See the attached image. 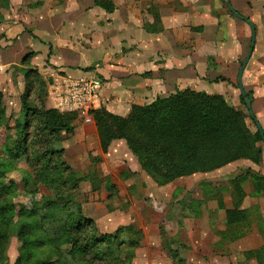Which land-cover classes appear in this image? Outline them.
Wrapping results in <instances>:
<instances>
[{"label":"crops","instance_id":"crops-1","mask_svg":"<svg viewBox=\"0 0 264 264\" xmlns=\"http://www.w3.org/2000/svg\"><path fill=\"white\" fill-rule=\"evenodd\" d=\"M96 2L108 3L110 10ZM233 10L247 20V10L239 14ZM255 27L253 51L240 83L246 96H252L251 110L264 132V35ZM251 38L244 21L219 8L216 11L213 1L44 0L42 7L21 13L18 22L0 24V92L4 99L6 93L10 95L15 75L28 68L50 82L59 76L95 74L102 88L93 110L103 108L119 117L126 116L132 106H146L157 98L185 90L219 95L227 102L234 100L237 92L241 97L237 77ZM217 78L226 82L215 83ZM212 86H222L223 91L210 93ZM77 126L68 141L71 151L69 146L66 151L68 158L77 163L76 173L87 174L90 157L125 163L126 175L133 177L125 192H142L145 197L146 190L135 178L147 176L125 142L113 141L103 154L94 123ZM205 223L207 234L209 225ZM217 229L222 231L224 227L220 223ZM179 231L181 228L175 233ZM200 235L192 234L197 239ZM211 236L210 245L219 249L220 238ZM149 241L143 234L141 245ZM213 255L210 252V260ZM180 257L184 259L183 254Z\"/></svg>","mask_w":264,"mask_h":264},{"label":"rangeland","instance_id":"rangeland-1","mask_svg":"<svg viewBox=\"0 0 264 264\" xmlns=\"http://www.w3.org/2000/svg\"><path fill=\"white\" fill-rule=\"evenodd\" d=\"M3 1V3L0 2V24L16 23L21 13L38 9L44 4V0ZM204 1H213L216 11L219 8L231 15L221 0ZM228 1L232 8L234 5L233 9L238 10V14L239 11L247 10L249 13L246 19L257 27L260 35H264V0ZM21 70L12 81L11 94L6 93L5 99L3 98L6 118L10 114H13L14 119L21 116V98L24 94L27 95L28 107L42 106L46 110H54L47 100V89L52 82H50L51 79L44 80L28 68ZM24 72L27 74L25 75ZM232 85L235 88L237 84L234 82ZM209 91L221 93L223 88L212 86ZM236 94L234 100L227 101L228 105L233 106L244 116L249 130L253 132L254 125L249 120L247 110L239 102V93ZM11 120L6 122L0 118V172L3 173L0 176V206L12 202L25 204L29 208L34 203L39 207L44 202L53 203V200L58 198L61 199L59 203V209H61L67 196L72 197L74 203L79 206L82 216L93 221L100 234L113 235L118 229L132 226L150 238L146 245L144 243L141 245L142 239L140 247L134 251L131 264H201V262L202 264H264V182L259 187L252 180H246L237 186L240 191L238 192L231 181V178L246 169L264 177V145H260L262 158L258 164L239 160L219 171L196 174L193 177H186L187 179L182 178L164 187H155L147 177L139 175L140 178L136 177L135 180L146 190L145 197L142 192L133 191L132 193L128 189L125 192L133 178L126 175L128 174L127 164H116L113 160H104L99 157L100 161L95 164L90 162L92 165H89L88 170L95 167L98 178L101 180L100 184L94 179H87L78 182L77 188L72 191L68 174H61L57 166L58 163H63L77 177L82 178L76 173L77 169H74L77 163L74 164L68 158L66 151L70 145L68 141L74 137L77 125H91L94 123L93 119L91 118V122L86 124L82 118L75 116L72 133H62L61 141L57 144L55 140L49 139V147L40 140V135L34 129L37 124L33 122L27 138L28 156L15 158V160L10 159L11 153L6 154L5 151L4 154L3 150L4 145L9 144L10 152H12V141L16 140L13 119ZM6 126L10 128L8 131L5 129ZM53 146L56 147L55 150L62 152L59 156H54V162L50 163L43 155L47 148L51 149ZM70 147L69 151H71ZM105 179L114 184L115 190L106 191L103 182ZM65 182L67 185L64 184ZM126 194L129 196L128 199ZM142 200L144 201L141 202ZM48 209L49 211L52 209V204L48 206ZM44 213L45 211H40L37 215L28 217L16 215L17 217L0 224V230L6 235L0 250V264H16L21 245L15 237L17 229L34 220L39 228L35 232L36 236L40 235L41 228L46 227L47 223L46 220L41 219ZM51 215L53 221L62 220V212L55 215L51 213ZM220 217L224 219L218 222ZM188 220L190 221L187 223ZM202 222H207L209 225L207 234L204 233L207 227ZM220 223L224 227L222 231L217 229ZM180 228L181 231L176 234L175 232ZM195 232L201 233L199 239L192 236ZM211 235L220 238L217 243L220 250L210 245L213 239ZM158 237L159 240H157ZM42 251L44 255L53 254L50 262H64L58 251L50 250L48 247ZM210 252L214 254L211 260ZM180 254H183L184 259L180 257ZM78 264H90V262L88 258H85L83 262L78 261Z\"/></svg>","mask_w":264,"mask_h":264},{"label":"trees","instance_id":"trees-1","mask_svg":"<svg viewBox=\"0 0 264 264\" xmlns=\"http://www.w3.org/2000/svg\"><path fill=\"white\" fill-rule=\"evenodd\" d=\"M96 4L105 5L110 10L108 3ZM28 57L23 58L22 65L26 64ZM34 73L38 75L36 71ZM214 82L223 83L226 80L217 78ZM3 98L0 92V118L6 122L13 119L16 134V140L12 141V152L9 144L3 147L4 154L5 151L6 154L11 153V160L27 158V138L33 122L37 124L34 128L36 133L47 147L50 145L49 139L55 140L57 144L61 141L62 133L71 134L73 131L75 115L60 114L42 106L30 108L27 106L26 94L21 98V116L14 119L13 114H10L6 118ZM239 99L244 106L243 99ZM89 115L94 121L102 153H107L113 141L125 142L130 153L137 159L141 171L157 187L196 174L211 173L239 160L258 164L262 158L260 145H263L264 134L256 130L255 122L251 119L255 131H250L244 116L219 95L185 90L157 98L146 106H132L124 117L112 115L102 108L91 111ZM5 129L8 131L10 128L6 126ZM55 148H47L43 155L50 163L54 162V156L62 152ZM98 161L99 158L90 157L92 164ZM57 167L61 174H68L72 191L77 188L78 182L87 179H94L100 184L95 167L89 169L82 178L77 177L63 163H58ZM246 180H252L256 186L261 187L264 177L246 169L231 178L236 191L237 186ZM103 182L107 192L115 190L114 184L108 179ZM64 184L67 185L66 182ZM60 201L55 198L53 203L44 202L39 207L32 203L31 208L12 202L0 206V224L17 216L28 217L45 211L41 219L47 223L46 227L41 228L40 235L36 236L35 232L39 228L34 220L17 229L15 237L21 245L16 264H78V261L83 262L85 258L89 259L90 264H131L134 251L140 247L143 239L141 231L127 226L118 229L113 235L100 234L94 222L82 216L72 197L67 196L61 209ZM51 204L52 209L49 211L48 206ZM50 212L54 215L62 212V220L53 221ZM51 223L58 227L53 224L50 227ZM5 239V232L0 230V250ZM46 247L58 251L64 262H50L53 254L44 255L42 250Z\"/></svg>","mask_w":264,"mask_h":264},{"label":"built area","instance_id":"built-area-1","mask_svg":"<svg viewBox=\"0 0 264 264\" xmlns=\"http://www.w3.org/2000/svg\"><path fill=\"white\" fill-rule=\"evenodd\" d=\"M102 88V81L95 75L70 78L59 76L47 89V100L51 107L64 114H74L91 122L89 115Z\"/></svg>","mask_w":264,"mask_h":264},{"label":"water","instance_id":"water-1","mask_svg":"<svg viewBox=\"0 0 264 264\" xmlns=\"http://www.w3.org/2000/svg\"><path fill=\"white\" fill-rule=\"evenodd\" d=\"M222 3H224L226 5V7L228 8L229 12L235 16L236 18L240 19V20H244L242 17L238 16L234 10L232 9V7L230 6L228 0H221ZM245 23L249 26L250 30H251V33H252V38H251V44H250V48L247 52V55L239 69V73H238V77H237V84H238V90L240 92V95H241V98L243 99V104H244V107L245 109L247 110L248 112V116L251 120H254V124H255V127H256V130L260 133V134H263L262 132V129L260 127V125L258 124V122L255 120V117L252 113V110H251V102H252V96H246V93L244 92L242 86H241V83H240V79L242 77V73L251 57V54H252V51H253V47H254V26L252 25V23L250 21H245ZM263 145H264V137H263Z\"/></svg>","mask_w":264,"mask_h":264}]
</instances>
